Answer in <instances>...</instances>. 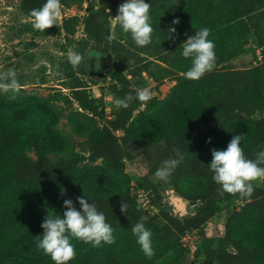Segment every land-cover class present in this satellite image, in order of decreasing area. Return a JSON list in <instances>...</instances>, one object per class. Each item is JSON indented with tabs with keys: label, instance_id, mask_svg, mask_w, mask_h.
I'll return each instance as SVG.
<instances>
[{
	"label": "trees",
	"instance_id": "1",
	"mask_svg": "<svg viewBox=\"0 0 264 264\" xmlns=\"http://www.w3.org/2000/svg\"><path fill=\"white\" fill-rule=\"evenodd\" d=\"M45 2L21 0L20 8L32 18L31 10ZM80 2L61 0L62 4ZM118 2L101 0V6L90 8L84 19L88 38L106 53L124 52L131 68L129 80L122 73L117 75L120 87H114L113 92L121 99L131 94L133 100L127 109L120 108L108 125L100 126L96 121V102L77 76L69 86L71 96L57 92L49 98L31 96L21 102L0 93V264H54L37 247L44 231L41 224L48 213L62 217L65 199H71L80 210L76 198L82 196L105 214L116 242L93 248L71 238L76 258L68 264H182L179 237L212 219L219 203L233 200L235 206L226 212L223 237L217 246L205 244L202 248L203 264H264V179L261 186L253 185L251 198L227 193L221 196V186L214 182L209 167L212 149L225 150L237 134H243L241 147L248 159H256L257 152L264 150V0H145L151 4V25L159 49L176 55L161 56L170 67L161 69L164 76H174L177 85L166 101L148 102L145 112H155L146 113L144 121L133 127L132 114L142 102L135 98L137 91L128 87L130 79L141 77L143 72L153 79L154 75L152 62L142 56L143 47H138L119 25L115 28L117 39H107L110 17L116 16ZM164 7L169 9V21L179 20L176 25L166 24L167 30L174 27L175 33L160 32L163 18L159 11ZM77 25V18H68L61 25L36 33L63 30L69 37ZM204 27L210 29L208 39L215 43L216 67L198 81L188 80L183 74L190 69L191 58L183 57L182 44ZM249 33L261 48V62L248 69L227 68L245 52ZM72 74L86 76L85 59ZM71 99L81 110L70 113L69 124L85 139L87 156L54 130L60 114L52 101L70 103ZM258 113L260 116L255 117ZM197 126H203L204 131L195 136ZM130 142L156 156L149 170L152 178L165 160L177 158L173 148L180 149L184 159L170 180L155 179L196 205L194 214L179 217L161 208L158 184H152L146 194L157 212L143 221L147 212L130 191L131 180L124 164L127 157L131 158L125 151ZM32 148L37 150L35 161L26 155ZM85 160L101 163L81 166ZM62 189L66 190L63 196ZM121 201L128 204L127 215L120 211ZM137 223H143L153 234L155 255L151 259L144 255L131 231ZM165 258L168 260L163 262Z\"/></svg>",
	"mask_w": 264,
	"mask_h": 264
},
{
	"label": "rangeland",
	"instance_id": "2",
	"mask_svg": "<svg viewBox=\"0 0 264 264\" xmlns=\"http://www.w3.org/2000/svg\"><path fill=\"white\" fill-rule=\"evenodd\" d=\"M126 2L119 0L117 5ZM62 4V3H61ZM21 0H0V72H6L13 69L17 72V78L22 85L21 91L16 96V100L24 101L28 97H44L49 98L57 92H62L71 96L69 86L75 81V77L82 79L85 90L90 99L95 100L97 106L96 121L100 126L108 125L115 114L119 111L115 107L113 101L116 99L114 95V87H120L117 75L122 73L129 80L128 72L131 69L128 64L127 55L124 52L106 53L103 49L93 41H91L84 29V19L90 8L98 9L101 6V0H82L78 4H62V16L58 25L68 18H77L78 25L73 33L67 37L63 30L55 31L49 34H38L37 30L32 27V20L21 11ZM168 8H161L159 15L163 18L160 23V32L165 34L168 30L166 24L172 23ZM169 22H168V21ZM165 21V22H164ZM115 23L114 17H110L111 28ZM248 45L245 52L231 60L226 67L232 69H248L257 66L261 62V48L257 45L253 34L247 35ZM157 36H153L152 43L143 47V55L146 60L152 62L150 69L154 75V79L147 73L143 72L141 77L130 79L129 88L138 91L141 88H150L153 93L151 100L166 101L173 93L177 81L174 76H164L161 68H170L169 65L163 63L161 56H176L171 50H160ZM69 50L82 53L85 59L86 76L79 74L73 75V66L67 59ZM161 51V53H160ZM93 52L102 53L100 57V69L96 70V57L89 60V54ZM160 53V54H159ZM59 65V69H56ZM60 74L57 75L56 73ZM150 100V101H151ZM149 101V102H150ZM54 108L59 112L60 119L54 127V130L66 137L70 145L77 152L85 153L87 156L85 139L76 135L70 124L69 115L75 110H81L79 104L74 99L70 103L60 101H52ZM148 102L142 103L137 107L133 114L130 127L142 123L147 114H153L155 111H146ZM147 113V114H146ZM258 113L255 117H259ZM204 131L203 126H197L194 135L197 136ZM117 134L122 136L123 132L118 131ZM125 151L131 158L124 160L125 169L130 176V191L132 195L138 198L139 191L146 193L152 184L157 185L162 196L161 208L171 212L175 216L186 217L195 213L196 205L188 203L184 200L183 209H179L173 202V196L176 193L169 187L159 185L157 179L150 177L149 170L155 162L156 156L150 153V156L142 147L130 142L125 146ZM264 151V150H263ZM27 157L33 161L37 159V150L30 149L26 153ZM101 161L90 163L84 161L81 166H94L100 164ZM253 185L261 186L262 179L253 181ZM180 197V196H179ZM141 202L144 198L139 197ZM235 201L229 204L221 202L218 205V211L215 216L207 221L200 229L191 231V240L200 246V250L191 253L187 247L181 248L182 264H202L203 258L200 252L205 244L217 246L218 242L224 235V225L227 209L235 206ZM145 209V208H144ZM143 209V212L149 211ZM157 210L150 209V212L142 216L146 221L148 215L155 214ZM179 244L180 237H179ZM169 256V255H168ZM164 259L163 262L167 261Z\"/></svg>",
	"mask_w": 264,
	"mask_h": 264
},
{
	"label": "clouds",
	"instance_id": "3",
	"mask_svg": "<svg viewBox=\"0 0 264 264\" xmlns=\"http://www.w3.org/2000/svg\"><path fill=\"white\" fill-rule=\"evenodd\" d=\"M61 0H46L42 7L32 9L30 16L33 18L32 27L34 30L44 32L46 29L58 26L62 16ZM151 4L145 0H126L118 7V14L114 17L115 23L110 29L107 39L111 42L117 39L116 25L125 34H130L132 40L138 47H145L152 43L154 29L151 25L150 16ZM179 20H173L176 25ZM169 33H175L176 29L170 27ZM210 29L204 27L189 37L183 45L182 55L184 58H191V67L183 75L185 79L198 81L205 74L212 72L216 67L215 43L208 39ZM102 53L93 52L89 54V60L96 57V70L100 69V57ZM67 59L74 69L84 62V56L74 50H69ZM59 69V65H56ZM57 75L60 73L57 72ZM22 85L17 78V72L9 69L0 72V93L10 94L9 99H16L21 91ZM136 99L147 103L153 98L150 88H141L136 93ZM133 100L131 94L123 99L116 98L113 103L116 108L127 109ZM243 134L234 135L225 150L212 149V159L209 163L210 170L214 173L213 180L221 186L220 195L224 193L236 195L241 199L251 198L254 193L253 181L264 179V151L256 154V159H248L245 155L241 142ZM211 138H209L210 142ZM176 153L174 159L165 160L155 173V178L168 182L184 156L180 149L173 148ZM66 190L61 191L64 195ZM80 210L74 206L71 199L64 200L66 209L62 217L48 213L41 227L43 235L37 239V247L46 255H49L54 264H68L76 258L74 245L71 238L78 239L93 248L101 247L103 244L112 245L116 242L113 227L107 222L103 212L98 211L94 203L89 199L76 198ZM128 204L120 203V211L127 215ZM132 233L137 237V243L141 246L144 255L151 259L155 255L152 241V232L143 223H137L131 228Z\"/></svg>",
	"mask_w": 264,
	"mask_h": 264
},
{
	"label": "built area",
	"instance_id": "4",
	"mask_svg": "<svg viewBox=\"0 0 264 264\" xmlns=\"http://www.w3.org/2000/svg\"><path fill=\"white\" fill-rule=\"evenodd\" d=\"M139 197L144 198V200L141 202V205H142V208L143 209L145 208V209H148L149 210V211H147L148 213L150 212V209L157 210L155 207H153V206H151L149 204V199H148V196H147L146 193H144V192L142 193L141 191H139L138 198ZM236 203L238 204V202H236ZM190 236H191V232H186L185 234H183L180 237V243H181V245L183 247H187L191 251V253H195V251L200 250V246L199 245H196L194 243V241L191 240V237ZM200 256H202V258L204 260V256H203L202 251L200 252ZM202 264H203V262H202Z\"/></svg>",
	"mask_w": 264,
	"mask_h": 264
},
{
	"label": "bare ground",
	"instance_id": "5",
	"mask_svg": "<svg viewBox=\"0 0 264 264\" xmlns=\"http://www.w3.org/2000/svg\"><path fill=\"white\" fill-rule=\"evenodd\" d=\"M173 202H174V204L176 205L177 208H179L181 210L183 209L182 207L184 205V200L181 197H179V196H177V197L173 196Z\"/></svg>",
	"mask_w": 264,
	"mask_h": 264
}]
</instances>
